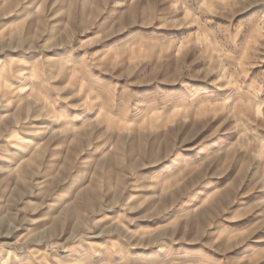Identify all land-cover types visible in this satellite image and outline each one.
I'll list each match as a JSON object with an SVG mask.
<instances>
[{
    "label": "rangeland",
    "instance_id": "374dc122",
    "mask_svg": "<svg viewBox=\"0 0 264 264\" xmlns=\"http://www.w3.org/2000/svg\"><path fill=\"white\" fill-rule=\"evenodd\" d=\"M0 264H264V0H0Z\"/></svg>",
    "mask_w": 264,
    "mask_h": 264
},
{
    "label": "bare ground",
    "instance_id": "6f19581e",
    "mask_svg": "<svg viewBox=\"0 0 264 264\" xmlns=\"http://www.w3.org/2000/svg\"><path fill=\"white\" fill-rule=\"evenodd\" d=\"M138 32L137 33H135V34H133V35H131V36H128L126 39H125V42H131V41H134L137 37H138ZM183 101V98H181V99H179V103L180 102H182ZM59 122H61V121H59ZM34 144V142L33 143H31V145H33ZM26 151H27V147H25L23 150H21L19 153H18V158H21L22 156H23V154L24 153H26ZM64 200V199H63ZM64 202V201H63ZM62 201L60 202V205L58 206V207H61V206H63V203ZM80 253L79 252H77L76 253V255H75V257L71 260V263H76L77 262V260H78V257H76V256H78ZM140 260H142V261H148V263H151L152 262V258H141Z\"/></svg>",
    "mask_w": 264,
    "mask_h": 264
}]
</instances>
